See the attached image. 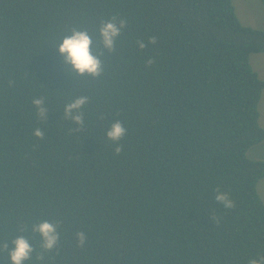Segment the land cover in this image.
<instances>
[{"label": "trees", "instance_id": "1", "mask_svg": "<svg viewBox=\"0 0 264 264\" xmlns=\"http://www.w3.org/2000/svg\"><path fill=\"white\" fill-rule=\"evenodd\" d=\"M113 15L128 26L100 56L103 73H71L62 38L86 29L99 53L97 30ZM255 53H264V30L243 25L232 0H0V244L28 238L24 264H248L264 255V161L248 156L264 142ZM79 96L89 103L73 131L64 106ZM116 120L127 129L119 155L106 139ZM217 190L235 206L218 203ZM45 219L60 222L49 252L31 230Z\"/></svg>", "mask_w": 264, "mask_h": 264}, {"label": "clouds", "instance_id": "2", "mask_svg": "<svg viewBox=\"0 0 264 264\" xmlns=\"http://www.w3.org/2000/svg\"><path fill=\"white\" fill-rule=\"evenodd\" d=\"M128 26L125 18L118 15H113L106 20L100 22L98 35L100 37L99 44L101 51L99 53L93 51L92 35L86 30L72 28L70 34L62 38L58 44V53L62 57V63L67 65L71 73L78 77H99L103 71V62L100 56L104 51L109 53L116 51V44L120 36ZM148 43L155 44L156 37L149 38ZM136 44L139 49L143 50L147 44L142 40H137ZM154 63L153 59H148L146 67H150ZM89 103L87 96H79L64 106V118L70 120L77 127L73 131H80L85 125V114L82 111L84 106ZM32 104L36 109V114L40 120L47 118L48 109L45 106L43 97L33 98ZM102 118V117H101ZM127 129L124 123L120 120L112 122L106 130V139L115 145L114 154L119 155L123 147L120 141L126 136ZM34 135L42 138L43 133L39 128L34 130ZM215 200L222 204L226 209L233 208L234 202L229 198L227 193L217 190ZM59 221L41 220L39 223L32 225V232L40 237V247L43 252H49L58 247L60 241ZM21 232L25 228L20 229ZM76 246L83 249L88 241V236L84 231L75 233ZM14 247H9L8 241L0 244V252H7L9 264H24L25 261L31 258L34 251L28 238L24 235H18L11 240ZM43 252L37 254V259H43ZM248 264H264V255H259L258 258H251Z\"/></svg>", "mask_w": 264, "mask_h": 264}, {"label": "rangeland", "instance_id": "3", "mask_svg": "<svg viewBox=\"0 0 264 264\" xmlns=\"http://www.w3.org/2000/svg\"><path fill=\"white\" fill-rule=\"evenodd\" d=\"M237 16L245 26L264 30V0H232ZM250 63L261 80H264V53H255ZM259 123L264 128V91L259 103ZM248 156L252 160L264 161V142L252 147ZM258 193L264 202V178L258 183Z\"/></svg>", "mask_w": 264, "mask_h": 264}]
</instances>
